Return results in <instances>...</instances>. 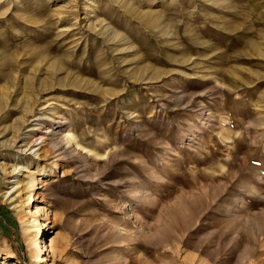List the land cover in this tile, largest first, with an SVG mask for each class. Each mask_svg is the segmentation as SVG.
<instances>
[{
	"label": "rangeland",
	"instance_id": "rangeland-1",
	"mask_svg": "<svg viewBox=\"0 0 264 264\" xmlns=\"http://www.w3.org/2000/svg\"><path fill=\"white\" fill-rule=\"evenodd\" d=\"M0 264H264V0H0Z\"/></svg>",
	"mask_w": 264,
	"mask_h": 264
},
{
	"label": "bare ground",
	"instance_id": "bare-ground-1",
	"mask_svg": "<svg viewBox=\"0 0 264 264\" xmlns=\"http://www.w3.org/2000/svg\"><path fill=\"white\" fill-rule=\"evenodd\" d=\"M36 141H38V142H36ZM42 141H43V138H35L31 142H29V144H25V145L22 144V145H20L19 148H21L22 150H28V149H31L32 146L35 145L34 143H36V145H37V144L41 143ZM21 146H24V147L22 148ZM31 150L34 151V148L31 149ZM16 169H17L16 167L11 168L10 173H14L16 171Z\"/></svg>",
	"mask_w": 264,
	"mask_h": 264
}]
</instances>
